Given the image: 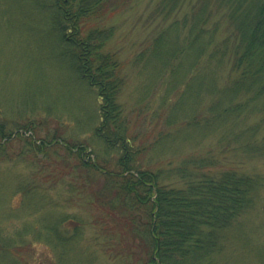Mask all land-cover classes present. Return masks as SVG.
<instances>
[{"label":"rangeland","instance_id":"obj_1","mask_svg":"<svg viewBox=\"0 0 264 264\" xmlns=\"http://www.w3.org/2000/svg\"><path fill=\"white\" fill-rule=\"evenodd\" d=\"M54 1L0 0V264H140L142 245L121 229L124 216L93 197L101 184L87 180L88 173L76 164L75 146L85 148L84 159L107 169L117 168L119 150L95 134L99 97L77 70ZM154 4L132 0L97 22L113 27L103 49L116 51L122 63L126 80L118 100L135 137L134 149L150 147L166 132L177 137L169 138L168 145L174 143L164 156L158 158L153 146L138 153L137 160L167 168L168 159L175 164L213 148L225 167L264 178V156L234 151L224 127L209 136L201 121L184 127L203 104L189 97L182 102L183 87H174L168 68L160 74L157 61L144 64L148 55H139L148 53L158 30ZM230 229L218 264H264V185L260 198ZM57 237L72 239L56 244Z\"/></svg>","mask_w":264,"mask_h":264},{"label":"trees","instance_id":"obj_2","mask_svg":"<svg viewBox=\"0 0 264 264\" xmlns=\"http://www.w3.org/2000/svg\"><path fill=\"white\" fill-rule=\"evenodd\" d=\"M131 1H54L77 70L99 97L95 134L108 148L119 150L117 168L107 169L84 159L85 148L75 146L76 164L88 173L87 180L101 184L93 197L105 199L124 216L121 229L142 245L140 264H218L230 227L260 198L264 178L225 167L213 148L192 152L175 164L168 159L167 168L137 160L138 153L153 146L158 158L164 156L174 143L169 146V138L177 137L166 132L150 147H133L135 137L118 100L126 80L122 63L116 51L103 49L113 27L97 26ZM152 14L158 30L148 53L139 56L148 55L144 64L157 61L160 74L169 69L174 87H183L182 102L189 97L203 104L202 112L184 120V127L201 121L206 136L224 127L223 136H232L227 142L234 151L250 158L264 156V0H155ZM257 114L256 122L246 124ZM72 237L54 241L70 243Z\"/></svg>","mask_w":264,"mask_h":264}]
</instances>
